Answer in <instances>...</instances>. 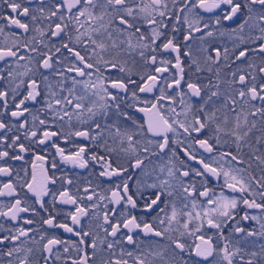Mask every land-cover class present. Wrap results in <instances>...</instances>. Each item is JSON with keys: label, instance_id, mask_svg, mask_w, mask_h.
Wrapping results in <instances>:
<instances>
[{"label": "snow or ice", "instance_id": "1", "mask_svg": "<svg viewBox=\"0 0 264 264\" xmlns=\"http://www.w3.org/2000/svg\"><path fill=\"white\" fill-rule=\"evenodd\" d=\"M0 264H264V0H0Z\"/></svg>", "mask_w": 264, "mask_h": 264}]
</instances>
